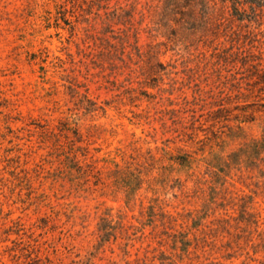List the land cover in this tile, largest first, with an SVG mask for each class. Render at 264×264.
I'll return each mask as SVG.
<instances>
[{"label":"rangeland","instance_id":"374dc122","mask_svg":"<svg viewBox=\"0 0 264 264\" xmlns=\"http://www.w3.org/2000/svg\"><path fill=\"white\" fill-rule=\"evenodd\" d=\"M210 1L0 0V264H264V10Z\"/></svg>","mask_w":264,"mask_h":264},{"label":"trees","instance_id":"16d2710c","mask_svg":"<svg viewBox=\"0 0 264 264\" xmlns=\"http://www.w3.org/2000/svg\"><path fill=\"white\" fill-rule=\"evenodd\" d=\"M167 9H189L184 16H191L190 8L198 6L203 12L210 9V0H163ZM229 15L238 21L256 22L264 10V0H219ZM206 14V13H205Z\"/></svg>","mask_w":264,"mask_h":264}]
</instances>
